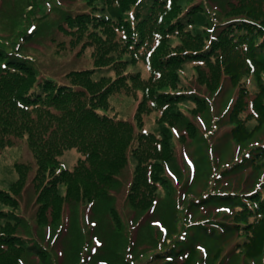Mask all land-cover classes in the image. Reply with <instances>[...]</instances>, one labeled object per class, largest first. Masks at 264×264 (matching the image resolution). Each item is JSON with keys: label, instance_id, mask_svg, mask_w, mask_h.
I'll return each mask as SVG.
<instances>
[{"label": "trees", "instance_id": "16d2710c", "mask_svg": "<svg viewBox=\"0 0 264 264\" xmlns=\"http://www.w3.org/2000/svg\"><path fill=\"white\" fill-rule=\"evenodd\" d=\"M84 1L88 9L63 11L58 28L68 45L60 44L76 50V56L89 55L93 67L69 69L66 81L40 71L21 52V41L16 46L0 41V159L17 139L26 140L36 162L31 182L41 227H55L65 209L79 202H111L119 174L130 162L128 200L135 208L157 199L160 188L168 190L164 164L177 169L173 130L183 141L201 134L178 105L188 106L192 115L208 111L201 86L222 89L226 78L235 85L222 117L231 122L230 136H252L255 131L246 133L248 119L255 118L254 127L264 124V84L251 89L241 79L261 82L264 73V0ZM71 148L79 153L73 167H60ZM12 167L16 178L0 186V264H17L27 252L46 262L49 249L21 232L27 224L17 212L32 166L15 161ZM260 170L258 178L254 171ZM221 173L213 183L222 184L192 197L188 207L222 206L223 214L189 223L182 232L173 229L153 260L174 264L195 254L203 242L237 232L245 240L238 247L247 250L252 238L264 235V140ZM230 175L242 182L238 177L237 184L229 183ZM108 210L121 230L118 210Z\"/></svg>", "mask_w": 264, "mask_h": 264}, {"label": "rangeland", "instance_id": "374dc122", "mask_svg": "<svg viewBox=\"0 0 264 264\" xmlns=\"http://www.w3.org/2000/svg\"><path fill=\"white\" fill-rule=\"evenodd\" d=\"M30 1L35 7L29 5ZM68 9L82 10L88 9V6L84 0H0V41L5 44L13 41L14 46L21 41V52L32 57L40 71L66 81L64 75L69 69L93 67V60L89 55L76 56V50L63 46L68 45V36L59 30L58 23L62 20L63 11ZM30 31L36 32L32 36H22ZM62 41L63 45L60 44ZM187 71L193 79L190 66ZM241 79L247 81L249 88L256 89L255 85L264 84V73L261 74V82L245 75ZM221 84L222 89L221 85L212 90L203 86L200 88L210 103L208 111L192 115L188 106L177 104L188 117L196 121L201 134L195 141H183L176 138L173 130L174 164L178 170L164 164L169 189L160 188L158 198L151 199L141 209L135 208L128 200L133 171V163L130 162L119 174L120 182L113 190L111 202H79L65 209L63 220L55 227L38 226L37 193L31 182L36 162L26 140L17 139L14 146L5 150V158L0 159V186L7 187L16 178L17 173L12 167L15 161L27 162L32 166L17 210L25 216L27 224L21 232L50 251L46 262L38 254L27 252L23 253L17 264H161L163 261L153 260L151 255L158 245L163 244L164 238L166 242L169 241L166 236L173 229L175 232H182L187 224L206 216H221L226 208L209 205L190 209L189 200L211 190L213 184L221 185L219 180L216 184L213 181L216 176L222 175V168L241 157L257 141L264 140V124L254 127L255 118L245 121L249 127L246 133L255 131L252 136L237 139L229 135L231 122L222 117L234 97L236 87L227 78ZM134 107L135 105L130 110L133 111ZM153 116L152 114L151 117ZM218 116L221 117L217 119ZM78 154L76 148L67 150L61 156L59 166L73 167ZM248 170L246 168L243 171L247 173ZM242 172L238 175H244ZM254 173L258 178L262 174L261 170ZM238 175L226 178L229 183L237 184L238 177L242 182ZM111 206L116 207L121 217V230L117 228L108 210ZM243 238L244 234L237 232L226 240L205 241L196 248L195 254L180 258L174 264H264V235L252 238L247 250L238 247L245 241L241 242Z\"/></svg>", "mask_w": 264, "mask_h": 264}]
</instances>
